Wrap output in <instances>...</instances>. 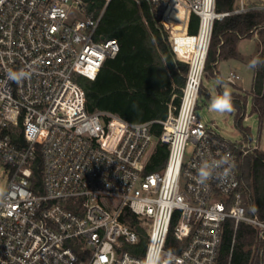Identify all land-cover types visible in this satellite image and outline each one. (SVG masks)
Segmentation results:
<instances>
[{
  "label": "built area",
  "instance_id": "obj_1",
  "mask_svg": "<svg viewBox=\"0 0 264 264\" xmlns=\"http://www.w3.org/2000/svg\"><path fill=\"white\" fill-rule=\"evenodd\" d=\"M98 1L99 14L88 11L93 0H0V264H220L227 221L235 234L240 224L256 231L264 264V220L248 214L238 170L240 154L260 146L231 143L197 114L216 22L264 12V0H235L229 12L217 0H137L188 66L159 137L154 122L87 110L80 78L95 80L120 52L99 31L112 0ZM158 141L168 157L149 172ZM205 164L218 166L201 182Z\"/></svg>",
  "mask_w": 264,
  "mask_h": 264
},
{
  "label": "trees",
  "instance_id": "obj_2",
  "mask_svg": "<svg viewBox=\"0 0 264 264\" xmlns=\"http://www.w3.org/2000/svg\"><path fill=\"white\" fill-rule=\"evenodd\" d=\"M93 1L88 5V11L99 14L104 4L98 0ZM234 8L235 0H217L219 12L233 11ZM198 22V18L192 15L189 24L191 34L197 33ZM99 31L105 38L116 39L120 52L115 58L106 60L95 80L80 78L86 94L88 112H110L131 122H154L153 132L159 137L163 130L159 121L166 120L169 111L179 106L188 71L187 64L174 58L166 35L158 26L150 6L145 1L112 0L105 8ZM256 31H259L264 40V12L251 11L217 21L205 70L211 77H218L213 71H216V63L219 60L233 58L247 61L255 71L251 92L253 113L262 121L264 49L257 44L255 54L248 59L238 51L239 41L252 38ZM224 92L231 95L235 125L248 136L249 128L243 126L248 96L246 93L236 95V92L220 87L219 96ZM203 94L210 99L208 91L201 87L200 95ZM167 157V145L158 141L151 155L149 172L160 170ZM238 170L242 185L241 200L248 214L264 220V151L247 154L243 163L238 164ZM35 174L40 175L39 170H35ZM126 216L125 220L131 225L138 223L137 217L131 212L127 211ZM171 239L172 235L169 240ZM145 243L146 239L143 238V247ZM233 246L231 264L261 263V244L258 242L256 231L248 225L240 224L235 234L233 222L225 223L220 264L228 263Z\"/></svg>",
  "mask_w": 264,
  "mask_h": 264
},
{
  "label": "rangeland",
  "instance_id": "obj_3",
  "mask_svg": "<svg viewBox=\"0 0 264 264\" xmlns=\"http://www.w3.org/2000/svg\"><path fill=\"white\" fill-rule=\"evenodd\" d=\"M252 35V38L255 40L251 38H244L238 43V50L246 57H250L255 54L257 44L261 46L262 50L264 49V40L261 38L259 31L254 32ZM231 63L232 62L225 59L221 60L220 65L216 68L220 72L219 77H211V75H209L205 70L202 87L208 91L210 99L207 98L206 94L200 95L197 114L205 123L212 125L221 137L231 143H243L250 139L252 144H259L260 150H257L258 152L264 151V119L261 121L259 116L253 113V100L251 97L253 73L252 71L247 72L246 70H236ZM213 72L216 74V71ZM232 72H235L242 78V81H237V86L242 88L248 96V101L244 110L245 118L243 120V126L249 128L250 131L248 136H245L244 133L235 125V116L232 111L220 112L212 109V101L220 95V87L231 92H236V95H243L242 91L231 84L225 83L224 81ZM193 149V144H189L186 150V159L190 157ZM246 155L247 154H240L239 163H243ZM7 183V176L3 174L2 168L0 167V197L5 191Z\"/></svg>",
  "mask_w": 264,
  "mask_h": 264
},
{
  "label": "clouds",
  "instance_id": "obj_4",
  "mask_svg": "<svg viewBox=\"0 0 264 264\" xmlns=\"http://www.w3.org/2000/svg\"><path fill=\"white\" fill-rule=\"evenodd\" d=\"M12 79L19 80L20 77L17 75H13ZM232 108H233L232 99H231V95L228 92H224L221 96L214 98L212 101V109L215 111L230 112L232 111ZM223 163H227V162L225 161ZM214 166H218V165L205 164L200 168L199 178L201 182H204L210 178L211 176L210 169Z\"/></svg>",
  "mask_w": 264,
  "mask_h": 264
},
{
  "label": "crops",
  "instance_id": "obj_5",
  "mask_svg": "<svg viewBox=\"0 0 264 264\" xmlns=\"http://www.w3.org/2000/svg\"><path fill=\"white\" fill-rule=\"evenodd\" d=\"M251 39H254V38H251ZM255 40V39H254ZM239 51V50H238ZM240 52V51H239ZM241 53V52H240ZM242 54V53H241ZM246 59H248L249 57H246L244 54H242ZM251 57V56H250ZM225 60H227V61H230V62H232L231 64H232V66H234V68L236 69V70H246L247 72L248 71H252V73H253V84H254V80H255V71H254V69L249 65V63L247 62V61H245V62H242V61H239V60H236V59H233V58H230V59H225ZM220 62H221V60H219L217 63H216V68L220 65ZM243 66H246V67H243ZM216 73H217V75H218V77H219V75H220V72L218 71V69H216ZM235 73V72H234ZM239 76V75H238ZM240 77V76H239ZM237 81H242V78L240 77V79L239 80H237ZM237 81H236V83L233 85L234 87H236L237 89H239L240 91H242L243 93H246L242 88H240V87H238L237 85ZM252 89H253V87H252Z\"/></svg>",
  "mask_w": 264,
  "mask_h": 264
}]
</instances>
